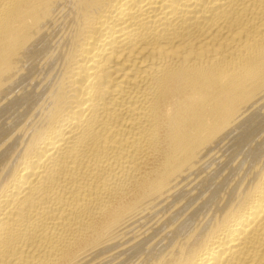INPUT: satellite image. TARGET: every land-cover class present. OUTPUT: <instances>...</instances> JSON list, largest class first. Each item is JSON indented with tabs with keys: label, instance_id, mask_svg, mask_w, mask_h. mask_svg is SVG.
Wrapping results in <instances>:
<instances>
[{
	"label": "bare ground",
	"instance_id": "1",
	"mask_svg": "<svg viewBox=\"0 0 264 264\" xmlns=\"http://www.w3.org/2000/svg\"><path fill=\"white\" fill-rule=\"evenodd\" d=\"M0 264H264V0H0Z\"/></svg>",
	"mask_w": 264,
	"mask_h": 264
}]
</instances>
